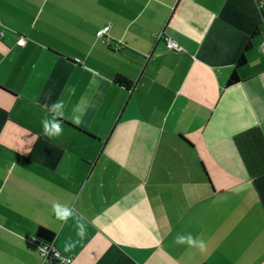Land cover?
<instances>
[{
    "label": "crops",
    "instance_id": "obj_1",
    "mask_svg": "<svg viewBox=\"0 0 264 264\" xmlns=\"http://www.w3.org/2000/svg\"><path fill=\"white\" fill-rule=\"evenodd\" d=\"M1 30L0 264H50L40 226L55 264H264V0H0Z\"/></svg>",
    "mask_w": 264,
    "mask_h": 264
},
{
    "label": "clouds",
    "instance_id": "obj_2",
    "mask_svg": "<svg viewBox=\"0 0 264 264\" xmlns=\"http://www.w3.org/2000/svg\"><path fill=\"white\" fill-rule=\"evenodd\" d=\"M107 29L108 26L101 28L100 30H98L97 35L102 34L103 32L107 31ZM51 107L54 109H62L63 101H57ZM74 111L78 112L79 115H74L72 119L74 120L75 123L79 124L82 120L84 109L76 108L74 109ZM41 124L43 126V134L48 137H57L60 136L63 132V128L60 126V121L42 118ZM52 210L56 219L62 223L68 222V218L73 217L75 215L73 210H71L67 205L61 203H53ZM85 232H86L85 224L80 220H77V235L83 238ZM185 241L189 246H196L201 251L206 250V242L204 240L194 239L191 233H188L187 235H177L175 237V242L177 244H183ZM72 246L73 245L71 243H66L65 250L70 249Z\"/></svg>",
    "mask_w": 264,
    "mask_h": 264
},
{
    "label": "built area",
    "instance_id": "obj_3",
    "mask_svg": "<svg viewBox=\"0 0 264 264\" xmlns=\"http://www.w3.org/2000/svg\"><path fill=\"white\" fill-rule=\"evenodd\" d=\"M106 26H108L107 31L103 32L102 34H100L98 36L106 35V33L108 32V30L110 28L109 25H106ZM3 34H4V31L1 30L0 31V36H2ZM22 44H25L24 40L22 41ZM165 45H166L167 49H170V50H182L183 49V47H182V45L180 43H178L177 41H175L173 39H170V38L165 40ZM263 46H264V41H263ZM32 239L36 243V245L38 247V250H39V253H40V256L42 257V259L44 261H46V262H48L50 264H55V263H58L60 261H64V262H67V263L72 261L71 257L65 256L57 248L54 239L48 240V239L42 238L40 236L33 237Z\"/></svg>",
    "mask_w": 264,
    "mask_h": 264
},
{
    "label": "trees",
    "instance_id": "obj_4",
    "mask_svg": "<svg viewBox=\"0 0 264 264\" xmlns=\"http://www.w3.org/2000/svg\"><path fill=\"white\" fill-rule=\"evenodd\" d=\"M250 47H251V41L248 42V44H247V46L245 48V51L240 56L236 67L234 68V70L232 71L231 75L229 76L228 81H227L228 85L234 84V83H236L239 80V75H238V72H237V68L239 66L243 65L246 62V54H245V52ZM115 79H116V81L118 83H120V84H122V85H124V86H126L128 88H131V86H132L131 81L128 80L126 77L122 76L121 74H118ZM38 236L50 240V239L54 238V232L49 230L46 227L40 226L39 229H38Z\"/></svg>",
    "mask_w": 264,
    "mask_h": 264
}]
</instances>
